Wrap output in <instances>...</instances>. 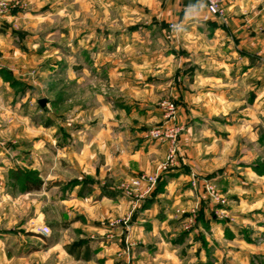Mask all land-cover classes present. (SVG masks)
<instances>
[{
    "label": "rangeland",
    "instance_id": "1",
    "mask_svg": "<svg viewBox=\"0 0 264 264\" xmlns=\"http://www.w3.org/2000/svg\"><path fill=\"white\" fill-rule=\"evenodd\" d=\"M9 2L0 264H264V53L261 98L182 100L208 69L182 51L180 22L153 26L147 2ZM196 141L214 166L188 163L190 149L201 157ZM138 151H151L140 161L153 170L128 167ZM180 169L194 202L150 210ZM143 175L156 179L134 183ZM27 178L40 187L29 191ZM99 187L105 198L94 196Z\"/></svg>",
    "mask_w": 264,
    "mask_h": 264
},
{
    "label": "crops",
    "instance_id": "2",
    "mask_svg": "<svg viewBox=\"0 0 264 264\" xmlns=\"http://www.w3.org/2000/svg\"><path fill=\"white\" fill-rule=\"evenodd\" d=\"M150 1L142 0V4L146 5L147 2L148 5L152 6L151 8L149 7V9L152 14L151 20L153 21V26H155V23L161 21L180 22L182 31L179 42L181 43L182 51L192 56L196 63V68L200 70L205 68L208 69L207 72L204 70H202V73H199L200 71L196 72L192 81L198 86H195V88L192 87L190 92L181 89L182 100L192 101L194 99H203L215 101L220 99L226 101L227 105L230 107L232 102L236 100L238 102H246L248 94H250L253 100H257V97L258 99L261 98L263 84L260 75L262 69L261 55L264 53L263 46L261 45L264 39V28H262L261 25L264 24V0H240L228 6L225 19L218 18L211 14L205 6V0ZM242 10H245V13H242ZM9 20L13 21L17 19L7 15L0 18V62H4L9 55L6 51V36H8L6 32V21ZM15 52H18V50H15ZM10 57L12 58V56ZM152 57L153 61L157 58L156 55ZM140 59V62H145L143 61V57ZM205 60H207L206 63ZM20 61L24 63L23 60H18V63H20ZM4 67L7 66L0 63L1 82L4 81ZM257 71H259L258 80ZM248 74H251L250 77H252L253 74L254 77L249 78L252 80H248ZM248 84L253 85L249 90L247 87ZM204 85H206L207 88L203 87ZM238 109L239 115L241 113L244 115V112L241 111L245 110V106H243L242 109ZM209 142L205 145L208 150L212 149L214 145L213 142ZM194 145H196L193 146L195 152L199 151L201 157L206 159L203 160L200 156L197 158L198 154L194 156L190 149V155L186 154L190 157L188 163H196L200 165L201 168H204V170L208 169L210 166H214V160L211 158L209 159V154L206 152V149H204V146L197 141ZM224 150L225 146L223 144V151ZM149 152V155L140 151L134 155L128 154L127 157H125L126 163L129 164L128 167L140 169V167H144L145 165L149 170H153L155 166L151 165L150 162L146 165L142 164L140 161L144 156H151V151ZM186 152L189 153L187 146ZM132 158L139 159V162H136L134 167H132V163H130V161L132 162ZM209 161L212 162L210 163ZM118 164V161L114 163V167L116 168ZM183 170L184 169L176 170L170 174L167 181V190H164V193L161 194L163 196H160L159 199H156L154 204L150 205V210L155 211L159 207L169 208L170 206V209H172L194 202L192 188L188 184L189 175L183 172ZM250 175L255 177L254 179H257V177L262 178L253 172H251ZM96 195L102 198L106 197V195H103L101 187L96 188L94 196ZM164 195L169 198L170 201L164 202V199H166ZM4 240L5 242L0 240L1 251L4 250V246L7 245V238H4Z\"/></svg>",
    "mask_w": 264,
    "mask_h": 264
},
{
    "label": "built area",
    "instance_id": "3",
    "mask_svg": "<svg viewBox=\"0 0 264 264\" xmlns=\"http://www.w3.org/2000/svg\"><path fill=\"white\" fill-rule=\"evenodd\" d=\"M238 1H240V0H205V6L211 14L217 16L218 18L225 19L228 6L235 4ZM10 10H12V7L10 6L9 0H0V15H6V13H8ZM174 107H175L174 104H171L170 110L172 111V114L169 117L174 116V114H175ZM180 130H182V128L178 127V129L176 128V130H174V134L173 133L168 134L169 138L173 139V142H175L179 133H181ZM174 150H175V148H172L170 152L174 153ZM174 161H175L174 155L172 156V154H170V156H168V158H167V162L163 166V169L164 170L171 169L175 164ZM155 179H156V177L155 178H148L147 176L143 175L141 177H137L134 180L135 181L134 183L141 184L144 180L155 181Z\"/></svg>",
    "mask_w": 264,
    "mask_h": 264
},
{
    "label": "trees",
    "instance_id": "4",
    "mask_svg": "<svg viewBox=\"0 0 264 264\" xmlns=\"http://www.w3.org/2000/svg\"><path fill=\"white\" fill-rule=\"evenodd\" d=\"M258 170V169H257ZM259 171V170H258ZM261 171H259L260 173ZM26 185L28 186L27 189L30 190H34V189H38L40 186L38 184V182L36 180L33 179H29L27 178L25 181Z\"/></svg>",
    "mask_w": 264,
    "mask_h": 264
},
{
    "label": "water",
    "instance_id": "5",
    "mask_svg": "<svg viewBox=\"0 0 264 264\" xmlns=\"http://www.w3.org/2000/svg\"><path fill=\"white\" fill-rule=\"evenodd\" d=\"M39 103H40L41 107H44V105L46 104V99H40Z\"/></svg>",
    "mask_w": 264,
    "mask_h": 264
}]
</instances>
